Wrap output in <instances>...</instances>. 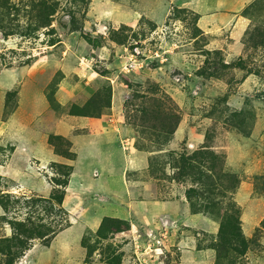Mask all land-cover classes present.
<instances>
[{
	"label": "rangeland",
	"instance_id": "obj_1",
	"mask_svg": "<svg viewBox=\"0 0 264 264\" xmlns=\"http://www.w3.org/2000/svg\"><path fill=\"white\" fill-rule=\"evenodd\" d=\"M0 264H264V0H0Z\"/></svg>",
	"mask_w": 264,
	"mask_h": 264
},
{
	"label": "trees",
	"instance_id": "obj_2",
	"mask_svg": "<svg viewBox=\"0 0 264 264\" xmlns=\"http://www.w3.org/2000/svg\"><path fill=\"white\" fill-rule=\"evenodd\" d=\"M184 164L186 163V165H188L187 167H190L191 165L189 164V160H183ZM190 165V166H189ZM207 195H212V192L211 191H207L206 192ZM205 194H202V197L205 198L204 196ZM59 204L62 203V199L59 200L58 202ZM208 204V207H207V210L209 208V204L210 202L207 203ZM210 209V208H209ZM230 219L227 218V220L225 221V218H224V226L227 227V229H229L231 231V236L230 237H233V238H238L242 241L243 243V246H244V251H245V248L247 247L246 246V243H245V240L242 238L241 234H239V228L235 225H233L231 228L229 226L226 225V223L229 221ZM232 229H233V232H232ZM235 231H238V233H235ZM26 232L27 234H25V236L32 240V239H35V238H38V239H44L45 237H48L49 236V230L48 231H44L43 233H40L38 231H24Z\"/></svg>",
	"mask_w": 264,
	"mask_h": 264
},
{
	"label": "crops",
	"instance_id": "obj_3",
	"mask_svg": "<svg viewBox=\"0 0 264 264\" xmlns=\"http://www.w3.org/2000/svg\"><path fill=\"white\" fill-rule=\"evenodd\" d=\"M216 3H218V1H216ZM217 4H213V7H215ZM222 7H223V9H225V10H227V11H229L228 13H225V14H223V19L224 20H227V21H229V22H237L239 19H237V15L236 14H234V13H232V11L227 7V6H224L223 4H222ZM238 10H235V11H233V12H237ZM212 16V15H211ZM210 16V17H211ZM224 16H227V17H224ZM236 24V23H235Z\"/></svg>",
	"mask_w": 264,
	"mask_h": 264
}]
</instances>
